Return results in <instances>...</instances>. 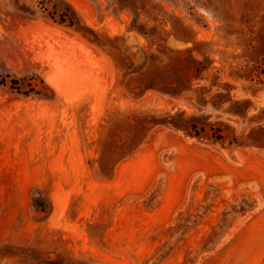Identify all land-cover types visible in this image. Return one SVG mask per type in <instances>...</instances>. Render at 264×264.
<instances>
[{"label": "rangeland", "instance_id": "rangeland-1", "mask_svg": "<svg viewBox=\"0 0 264 264\" xmlns=\"http://www.w3.org/2000/svg\"><path fill=\"white\" fill-rule=\"evenodd\" d=\"M0 264H264V0H0Z\"/></svg>", "mask_w": 264, "mask_h": 264}, {"label": "trees", "instance_id": "trees-1", "mask_svg": "<svg viewBox=\"0 0 264 264\" xmlns=\"http://www.w3.org/2000/svg\"><path fill=\"white\" fill-rule=\"evenodd\" d=\"M15 88V87H14ZM183 114H178L177 116L178 117H183L182 116ZM177 120V119H176ZM166 124H170V125H172L173 127H175L176 129H184V126L183 125H181L180 123H177V121H175V118L174 119H172V121H166L165 122ZM193 128V130L195 131V136H197V137H201V133H200V131H197V126H193L192 127ZM215 132H214V139L216 140V141H222V142H224V135H223V131L222 130H218V131H216V130H214ZM219 133V134H218ZM231 144H236V142L235 143H231Z\"/></svg>", "mask_w": 264, "mask_h": 264}]
</instances>
